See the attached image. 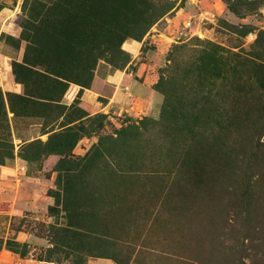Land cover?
Instances as JSON below:
<instances>
[{
    "label": "rangeland",
    "instance_id": "rangeland-1",
    "mask_svg": "<svg viewBox=\"0 0 264 264\" xmlns=\"http://www.w3.org/2000/svg\"><path fill=\"white\" fill-rule=\"evenodd\" d=\"M0 264H264V0H0Z\"/></svg>",
    "mask_w": 264,
    "mask_h": 264
}]
</instances>
